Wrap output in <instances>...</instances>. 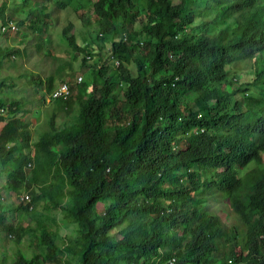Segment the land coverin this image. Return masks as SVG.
<instances>
[{
	"label": "trees",
	"instance_id": "1",
	"mask_svg": "<svg viewBox=\"0 0 264 264\" xmlns=\"http://www.w3.org/2000/svg\"><path fill=\"white\" fill-rule=\"evenodd\" d=\"M77 3L79 12L90 0ZM193 3L97 0L84 40L71 22L64 38L72 62L93 66L90 79L72 85L62 80L72 62L59 65L70 94L36 125L31 157L30 123L16 117L25 102L0 96L6 188L29 192L30 218L43 204L79 226L63 247L36 220L42 251L14 264H264V95L251 109L236 95L231 102L238 62L251 63L250 85L264 83V0ZM219 196L234 212L231 225L207 209Z\"/></svg>",
	"mask_w": 264,
	"mask_h": 264
},
{
	"label": "rangeland",
	"instance_id": "2",
	"mask_svg": "<svg viewBox=\"0 0 264 264\" xmlns=\"http://www.w3.org/2000/svg\"><path fill=\"white\" fill-rule=\"evenodd\" d=\"M95 1L97 0H90V3L85 5V9L77 12L74 9L76 4L78 5L77 0H0V81L4 82L0 96L8 100L15 99L25 102L27 113L23 111L16 117L25 124L30 123L31 142L30 147L25 150L29 157L33 155V143L37 140L36 132L38 130L36 128L39 125H47L54 107L52 102L50 103L51 100L44 85L53 74L57 76L56 88L65 84L59 78L57 70L61 63L67 60L72 62L73 56H70L69 53L71 50L69 42L64 38L63 31L72 22L74 23L72 33L78 39L84 40L86 37L88 39L89 32L86 23L90 21L93 24L95 22L93 7L90 5ZM172 1L178 4L181 0ZM200 2L201 0H194L192 8L201 4ZM57 3H60V6H57ZM64 3H69L70 6L63 7ZM10 22L16 24L18 31L3 33L1 26ZM100 32L103 33L104 28H100ZM105 48L106 56L103 60H107V53L110 52L109 45ZM145 52L143 50L144 54H146ZM250 65L249 62L236 64L239 75L234 81L236 89L233 88L236 93L231 97V102L233 105L235 104L234 97L236 95L239 105L242 104L251 109L254 107L255 101L263 97L264 83L256 86L250 85L251 78L248 74ZM72 66L73 72L67 71L62 80L73 85L78 77H82L84 82L90 79L89 69L93 68L92 65H82L79 58L72 62ZM38 76L43 82L42 89L33 84V82H38L35 81ZM76 92L75 88L77 96ZM42 96L45 101L40 107L39 99ZM192 99V95L187 96V100L191 101ZM67 121V117L63 115L59 116L56 123L61 127L66 126ZM4 125L5 122L0 123V130ZM24 195L29 196V192L23 190L16 195L6 188V173L0 168V207L4 210V220L1 225H11L15 229V232L9 231L0 225V264H14L16 257L20 254L26 258L40 254L42 251L38 243L40 231L37 230L34 233L31 231L36 228V220H42L46 231H55L57 233L55 241L63 247L66 245L67 238L76 235L79 229L78 225H68L61 211L53 209L49 212L45 211L43 204L36 208L32 207L33 215L30 218L24 212L26 205L21 202ZM207 209L230 225L235 218L228 200L223 196L216 201L210 199ZM103 210L104 206H98V214ZM116 233L117 231L113 232V234ZM236 252H239V249ZM44 264L54 263L44 262ZM218 264H222V260Z\"/></svg>",
	"mask_w": 264,
	"mask_h": 264
},
{
	"label": "built area",
	"instance_id": "3",
	"mask_svg": "<svg viewBox=\"0 0 264 264\" xmlns=\"http://www.w3.org/2000/svg\"><path fill=\"white\" fill-rule=\"evenodd\" d=\"M2 32L3 33H15L18 31V27L13 23L10 22L6 25H2L1 26ZM125 38V37H124ZM78 83H81L83 81L82 77H78L76 80ZM70 94V87L67 85V83L65 84H61L59 87H57L54 92L52 93H48L47 95L50 97V100H54V99H59L61 97H68V95ZM50 101V102H51ZM26 169H31V164H27ZM21 202H23L26 206H28L30 204V198L27 195H24V197L21 199ZM29 210H31V207L29 208ZM176 259L172 258V260L170 261L171 264H175ZM232 262V261H231Z\"/></svg>",
	"mask_w": 264,
	"mask_h": 264
},
{
	"label": "clouds",
	"instance_id": "4",
	"mask_svg": "<svg viewBox=\"0 0 264 264\" xmlns=\"http://www.w3.org/2000/svg\"><path fill=\"white\" fill-rule=\"evenodd\" d=\"M14 23V22H13ZM15 24V23H14ZM16 25V24H15Z\"/></svg>",
	"mask_w": 264,
	"mask_h": 264
},
{
	"label": "bare ground",
	"instance_id": "5",
	"mask_svg": "<svg viewBox=\"0 0 264 264\" xmlns=\"http://www.w3.org/2000/svg\"><path fill=\"white\" fill-rule=\"evenodd\" d=\"M53 101V100H52ZM30 170V169H29Z\"/></svg>",
	"mask_w": 264,
	"mask_h": 264
}]
</instances>
